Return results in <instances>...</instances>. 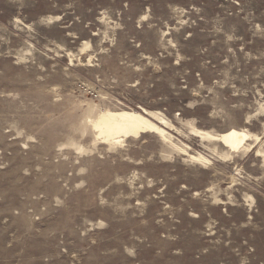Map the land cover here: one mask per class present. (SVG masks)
I'll return each mask as SVG.
<instances>
[{"label": "rangeland", "instance_id": "374dc122", "mask_svg": "<svg viewBox=\"0 0 264 264\" xmlns=\"http://www.w3.org/2000/svg\"><path fill=\"white\" fill-rule=\"evenodd\" d=\"M0 264H264V0H0Z\"/></svg>", "mask_w": 264, "mask_h": 264}, {"label": "bare ground", "instance_id": "6f19581e", "mask_svg": "<svg viewBox=\"0 0 264 264\" xmlns=\"http://www.w3.org/2000/svg\"><path fill=\"white\" fill-rule=\"evenodd\" d=\"M157 124L162 125L164 129L168 126L166 121H163V119L153 113H146L145 111H141V114L135 112H117L103 115L99 119L98 126L96 127L100 129V135H103L104 139L108 140L119 135L138 136L139 134H143L147 131L155 133L161 137H165L164 135L167 133L165 134L164 130ZM167 136L169 137V135ZM201 137L205 140L220 143V145L224 147L228 153L236 152L238 149L242 148L248 140H250V137L246 132L237 131L236 129L229 130L224 134L214 137H210L208 135ZM192 159L193 161L195 160L197 163L201 164H207V161H209L199 154L196 157H192Z\"/></svg>", "mask_w": 264, "mask_h": 264}]
</instances>
